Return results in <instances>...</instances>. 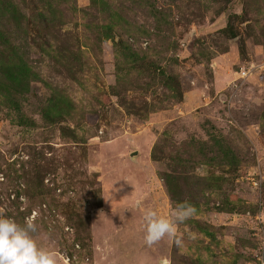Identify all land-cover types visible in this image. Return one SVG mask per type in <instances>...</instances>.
I'll return each instance as SVG.
<instances>
[{
    "label": "rangeland",
    "instance_id": "374dc122",
    "mask_svg": "<svg viewBox=\"0 0 264 264\" xmlns=\"http://www.w3.org/2000/svg\"><path fill=\"white\" fill-rule=\"evenodd\" d=\"M264 0H0V211L58 264H264Z\"/></svg>",
    "mask_w": 264,
    "mask_h": 264
},
{
    "label": "clouds",
    "instance_id": "9594fccd",
    "mask_svg": "<svg viewBox=\"0 0 264 264\" xmlns=\"http://www.w3.org/2000/svg\"><path fill=\"white\" fill-rule=\"evenodd\" d=\"M196 211L189 201L179 203L167 217L153 208L145 209L146 244L151 246L166 236L175 237L176 225L190 219ZM36 231L33 220L19 223L0 211V264H58L54 251L38 246L33 236Z\"/></svg>",
    "mask_w": 264,
    "mask_h": 264
},
{
    "label": "crops",
    "instance_id": "0c3cea01",
    "mask_svg": "<svg viewBox=\"0 0 264 264\" xmlns=\"http://www.w3.org/2000/svg\"><path fill=\"white\" fill-rule=\"evenodd\" d=\"M142 235L140 232V242L132 249L125 260V264H167L168 246L170 237L166 236L159 242L149 246L145 242V221L142 220Z\"/></svg>",
    "mask_w": 264,
    "mask_h": 264
},
{
    "label": "built area",
    "instance_id": "2783aa9c",
    "mask_svg": "<svg viewBox=\"0 0 264 264\" xmlns=\"http://www.w3.org/2000/svg\"><path fill=\"white\" fill-rule=\"evenodd\" d=\"M256 68H259L260 71H264V62L261 64H253L251 67L248 68H243L240 72V77H247L249 74H252L255 70L257 71Z\"/></svg>",
    "mask_w": 264,
    "mask_h": 264
}]
</instances>
